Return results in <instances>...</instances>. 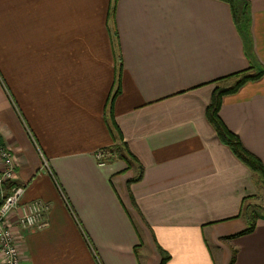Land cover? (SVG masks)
Instances as JSON below:
<instances>
[{
	"label": "crops",
	"instance_id": "obj_1",
	"mask_svg": "<svg viewBox=\"0 0 264 264\" xmlns=\"http://www.w3.org/2000/svg\"><path fill=\"white\" fill-rule=\"evenodd\" d=\"M248 2L253 61L220 0H0V142L19 213L48 206L14 230L19 264H264V218L238 235L264 189L205 116L218 79L264 68V0ZM219 116L264 164V75Z\"/></svg>",
	"mask_w": 264,
	"mask_h": 264
},
{
	"label": "trees",
	"instance_id": "obj_2",
	"mask_svg": "<svg viewBox=\"0 0 264 264\" xmlns=\"http://www.w3.org/2000/svg\"><path fill=\"white\" fill-rule=\"evenodd\" d=\"M220 1L225 2L229 6L232 21L238 35L242 40L244 51L248 58L253 61L251 51L252 49L250 44L251 13L248 0ZM262 75H264V68L255 67L251 72L241 71L232 75H228L227 77H224L222 79H218V81L215 82V87L211 93L209 103L205 108V116L220 142L228 146L234 156L251 171L256 186L264 189V164L258 157H256L243 147L239 138L227 129V127L224 125L219 116L222 98L225 95L236 92L246 82L256 80ZM225 81H231L230 86H222L221 83ZM117 92L118 89H116V91L113 93L112 99H114ZM109 124L112 131L116 135H118L119 140L122 141V138L119 134V130L111 114L109 116ZM124 146L125 145L123 144V142H120L118 145H114L109 149H112V151H114L113 153L116 155L117 158L125 160L127 156L124 152ZM113 158L115 157H112L111 159ZM139 177L140 176H138L136 180L139 179ZM9 189L10 188H6L7 193H9ZM251 198L252 197L244 198V201L242 203L241 213L246 218L247 225L245 229L238 233V235L250 233L255 227L256 220L258 218H264V206L258 204L252 205L250 203ZM166 260L167 256L162 255L160 264H164Z\"/></svg>",
	"mask_w": 264,
	"mask_h": 264
},
{
	"label": "built area",
	"instance_id": "obj_3",
	"mask_svg": "<svg viewBox=\"0 0 264 264\" xmlns=\"http://www.w3.org/2000/svg\"><path fill=\"white\" fill-rule=\"evenodd\" d=\"M105 154L102 150L96 152L99 165L105 164L106 159L113 156L111 153L107 156ZM15 168V159L10 149L0 142V264H19L14 230L38 227L48 212V206L44 202L33 200L19 213L24 187L12 185ZM6 188H10L9 193Z\"/></svg>",
	"mask_w": 264,
	"mask_h": 264
},
{
	"label": "rangeland",
	"instance_id": "obj_4",
	"mask_svg": "<svg viewBox=\"0 0 264 264\" xmlns=\"http://www.w3.org/2000/svg\"><path fill=\"white\" fill-rule=\"evenodd\" d=\"M221 85L222 86H226L227 85V83H221ZM5 90L7 89V87H6V85H1ZM4 146V145H3ZM100 150H102V151H104L106 154V156L108 155V154H113V156L112 157H115L116 158V155L113 153L114 151H112V149H109V148H102V149H99V150H97V151H100ZM96 151V152H97ZM96 152L94 153V156H95V154H96ZM12 153V152H11ZM13 155V154H12ZM112 157H109L108 159H106V161H105V164H106V162H108ZM96 158V157H95ZM107 158V157H106ZM97 161V160H96ZM97 164L99 165V163H98V161H97ZM105 164H103V165H105ZM103 165H99V166H103ZM16 169V168H15ZM250 203L252 204V205H261V204H263L262 203V199H260V197H258V199L257 200H254V199H251L250 200ZM16 216H17V213H16ZM16 219V218H15ZM34 228H36V227H34Z\"/></svg>",
	"mask_w": 264,
	"mask_h": 264
}]
</instances>
